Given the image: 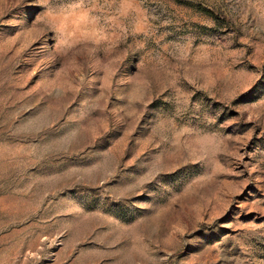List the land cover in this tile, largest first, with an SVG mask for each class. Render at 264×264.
<instances>
[{"label":"rangeland","instance_id":"1","mask_svg":"<svg viewBox=\"0 0 264 264\" xmlns=\"http://www.w3.org/2000/svg\"><path fill=\"white\" fill-rule=\"evenodd\" d=\"M0 264H264V0H0Z\"/></svg>","mask_w":264,"mask_h":264},{"label":"trees","instance_id":"2","mask_svg":"<svg viewBox=\"0 0 264 264\" xmlns=\"http://www.w3.org/2000/svg\"><path fill=\"white\" fill-rule=\"evenodd\" d=\"M214 17H216V18H219L217 15H216V13L215 12H213V11H211V10H208Z\"/></svg>","mask_w":264,"mask_h":264}]
</instances>
